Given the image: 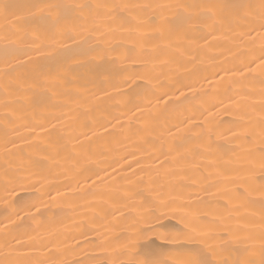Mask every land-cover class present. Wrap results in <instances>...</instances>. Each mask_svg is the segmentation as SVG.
<instances>
[{
  "label": "bare ground",
  "instance_id": "1",
  "mask_svg": "<svg viewBox=\"0 0 264 264\" xmlns=\"http://www.w3.org/2000/svg\"><path fill=\"white\" fill-rule=\"evenodd\" d=\"M264 264V0H0V264Z\"/></svg>",
  "mask_w": 264,
  "mask_h": 264
},
{
  "label": "snow or ice",
  "instance_id": "2",
  "mask_svg": "<svg viewBox=\"0 0 264 264\" xmlns=\"http://www.w3.org/2000/svg\"><path fill=\"white\" fill-rule=\"evenodd\" d=\"M190 264H207V262L204 261V260L192 259V260L190 261Z\"/></svg>",
  "mask_w": 264,
  "mask_h": 264
}]
</instances>
